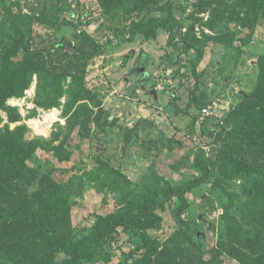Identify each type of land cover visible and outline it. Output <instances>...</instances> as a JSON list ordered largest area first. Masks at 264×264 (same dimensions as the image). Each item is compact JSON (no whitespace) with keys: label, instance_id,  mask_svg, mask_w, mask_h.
Wrapping results in <instances>:
<instances>
[{"label":"rangeland","instance_id":"374dc122","mask_svg":"<svg viewBox=\"0 0 264 264\" xmlns=\"http://www.w3.org/2000/svg\"><path fill=\"white\" fill-rule=\"evenodd\" d=\"M206 1L154 0L156 7H151L149 0L144 5L128 0L106 11L97 0H0V68L6 57L20 60L29 51L35 62L41 56L48 69L61 70L63 52L54 47L67 44L68 58L76 44L74 35L83 32L91 46L99 47L86 63L84 80L86 89L101 100L103 112L100 116L91 108L88 123L63 129L54 145L64 138L67 143L56 154L36 151L27 162L34 168L36 182L22 197L12 201L9 186L3 188L0 210L3 215L16 206L17 234L9 237L1 230L0 264H29L35 253L42 261L55 247L39 228L31 229L32 218L39 216L41 223L51 226L57 244L63 246L86 238L100 219L120 211V203L131 197L126 193L97 192L88 182L79 191L83 172L98 161L112 167L120 183L138 184L153 173L160 186L182 187L184 193L156 211L159 229L117 227L109 243L94 250L98 260L92 264H242L235 256L251 252L264 236V177L259 173L226 177L220 159L212 164L215 156H209L220 144L219 130H229L225 117L242 100L239 92L249 96L257 84L264 58V9L253 24L250 43L243 45L239 37L248 29L232 37L236 21L229 18V6L236 0H214L205 9ZM160 7H170L179 25L171 37L159 28L154 38L146 40L141 32L144 24L166 17L167 10ZM70 81L67 77L61 83L64 90ZM36 84L34 75L21 97L6 100L20 119L10 123L0 111V128L25 126L28 141L46 142L66 127V98L60 99L58 109L36 107ZM124 106L128 109L120 112ZM203 109L211 115L203 117ZM55 110L59 116L49 134H36L31 126L48 119H41L44 112L49 116ZM66 155L68 160L63 158ZM198 156L208 161L205 175L195 163ZM256 162L264 166L262 160ZM45 180L47 190L40 182ZM229 196L233 204L228 218L236 222L231 245H227V226L232 222L225 217ZM21 200L30 210L28 215L17 207ZM143 233L155 252L140 249ZM62 256L53 255L54 261Z\"/></svg>","mask_w":264,"mask_h":264},{"label":"trees","instance_id":"16d2710c","mask_svg":"<svg viewBox=\"0 0 264 264\" xmlns=\"http://www.w3.org/2000/svg\"><path fill=\"white\" fill-rule=\"evenodd\" d=\"M97 1L106 11H113L128 0ZM213 1L207 0L206 4L204 3L203 5L205 9L214 5ZM224 1L229 3L228 0ZM135 2L144 5L146 0H135ZM149 3L151 7H156L154 0H149ZM226 5L229 6V4ZM157 9L167 10L166 17L162 20L150 19L148 23L144 24L141 32L146 40L154 38L155 31L159 28L165 29L171 37L174 29L179 25L170 7ZM263 9L264 0H236L233 4H230L231 16L229 18L236 21L232 37L236 33H240L242 29H248L247 33L244 36H240L239 39L242 40L243 45L250 43L253 24L257 15ZM218 19V16L213 18L214 21ZM74 39L76 44L71 48L73 53L68 58L66 57L67 44L63 43L54 47V51L63 52L65 65L61 70L56 68L48 69L47 63L43 61L41 56H36L37 62H35L29 51L20 60H13L15 55L6 57L4 65L0 68V111L6 113L10 123L18 122L20 117L6 105V100L12 97H21L29 87L34 75L37 77L34 96L36 107L46 111L58 109L61 106L60 99L66 98V103L63 105V117L66 118V127L59 128L49 141L44 142L42 139L28 141L25 138V126H18L14 129H10L8 126L0 128V198L4 195L2 190L6 186H9L11 200L13 201L15 198L22 197L31 188L32 184L36 182L34 168L29 166L27 162L33 158L38 149H44L47 152L56 154L67 143L66 138H64L58 146L54 145L56 138L61 134V131H64L63 129H74L81 122L88 123L92 113L91 108L97 109L100 116L103 113L100 109L101 100L86 89L84 80L86 63L99 52L97 51L99 47L91 46L89 37L83 32L75 34ZM18 47L20 45L15 48L17 49ZM259 63L260 74L253 93L249 96L247 95V99L242 97L240 103L226 114L225 122L228 124L229 130L224 128L219 130L217 139L220 144L212 148V152L209 154V156H215L214 160L211 161L212 164L218 163V159H220V171L226 177L230 173H236L240 178L251 177L254 173H259L258 175L262 179L264 177V166L258 165L256 162V160L264 162V58ZM67 77H70L71 81L67 89L64 90L61 83ZM47 114L44 112L41 119H47ZM245 155L254 161V165L249 163ZM63 158L68 160L69 155L63 156ZM211 159H213V156L209 158V160ZM207 162L203 156L195 158V163L204 175L207 173ZM119 176L112 167L101 161L95 162L92 169L83 172L79 183V191L86 185L85 182H88L90 183L88 184L90 188L97 192L126 193L131 197L128 200H124L122 205L120 203L119 212L117 211L100 219L92 229V232L81 241L68 242L63 246H59L52 227L41 223V217L39 216V220L32 218L34 227L31 229L39 228L55 247L51 248V252L44 256L42 261H38V254H33L34 259L29 264H82L84 262L92 264L98 260L95 257L94 250L103 249L109 243V237L117 227L128 229L135 225H140V227L152 231L159 229L160 218L156 216V211L167 208L174 196L181 198L184 193L182 187L160 186L159 178L155 180L156 174L153 173L145 176L138 184L125 182V180L120 183L118 181ZM40 182L41 185L46 187V190L49 188L46 180L45 182ZM263 182L264 180H262ZM222 191L224 196L228 197L227 190L222 189ZM49 200L54 202L55 198L50 195ZM2 201H4L3 197ZM22 202L21 200V204L17 207L24 210L28 215L30 210ZM232 204L233 201L230 197L227 199L225 214L226 221L232 222V224L227 226L229 239L227 245H231L236 239V222H233L235 221L234 219L228 218V207H231ZM15 207L11 206L10 209L12 211L3 215L0 210V233L3 229V232H6L5 234L9 237H14L17 234V224L14 222L13 217ZM25 222L26 219H24ZM40 224L42 225L40 226ZM18 228H20V225ZM31 229L28 232L32 231ZM141 239L143 241L140 249H144L147 252L151 251L150 253L156 251L153 243L147 239L144 233L141 235ZM256 244L251 248V252L242 251L238 253L235 256L236 259L242 264H264V236L259 241H256ZM62 254L64 256L60 260L54 261L53 255L56 257ZM221 256L219 255L218 257Z\"/></svg>","mask_w":264,"mask_h":264},{"label":"bare ground","instance_id":"6f19581e","mask_svg":"<svg viewBox=\"0 0 264 264\" xmlns=\"http://www.w3.org/2000/svg\"><path fill=\"white\" fill-rule=\"evenodd\" d=\"M58 116H59V112H56V110L50 112L47 120L39 121L38 123H35V125H32L31 127L33 128L36 134L47 136L49 134L50 126L56 119H58Z\"/></svg>","mask_w":264,"mask_h":264},{"label":"water","instance_id":"95a60500","mask_svg":"<svg viewBox=\"0 0 264 264\" xmlns=\"http://www.w3.org/2000/svg\"><path fill=\"white\" fill-rule=\"evenodd\" d=\"M239 93H240V95H241L243 98H245V99L248 98V96H247L243 91H240ZM127 109H128V106H124V107L120 108L119 111H120V112H125ZM114 116H115V114H112L111 117H114ZM144 116H147V115L145 114Z\"/></svg>","mask_w":264,"mask_h":264},{"label":"built area","instance_id":"2783aa9c","mask_svg":"<svg viewBox=\"0 0 264 264\" xmlns=\"http://www.w3.org/2000/svg\"><path fill=\"white\" fill-rule=\"evenodd\" d=\"M211 115V113L210 112H208V110H206V109H203L202 110V116L203 117H208V116H210ZM6 117V116H5Z\"/></svg>","mask_w":264,"mask_h":264},{"label":"crops","instance_id":"0c3cea01","mask_svg":"<svg viewBox=\"0 0 264 264\" xmlns=\"http://www.w3.org/2000/svg\"><path fill=\"white\" fill-rule=\"evenodd\" d=\"M115 91H116V89H115ZM116 92H118V91H116Z\"/></svg>","mask_w":264,"mask_h":264}]
</instances>
